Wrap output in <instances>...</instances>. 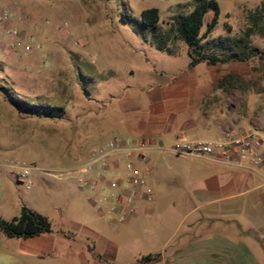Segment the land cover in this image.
<instances>
[{
	"label": "rangeland",
	"instance_id": "rangeland-1",
	"mask_svg": "<svg viewBox=\"0 0 264 264\" xmlns=\"http://www.w3.org/2000/svg\"><path fill=\"white\" fill-rule=\"evenodd\" d=\"M190 1L0 0V6L6 4L3 12L15 24L12 28L19 33V45L14 47L3 29L0 36V154L37 167L30 190L8 177L1 179L0 218L10 221L25 207L51 224V232L36 238H9L0 230V264H93L94 252L99 254L100 264H108L103 252L111 244L117 251L115 264H133L147 251L158 250L160 240L173 231L178 213L169 210L170 201L188 194L194 202L193 192L184 187L196 182L189 175L196 164L167 152L170 146L152 147L146 163L136 162L152 192L158 194L154 214L164 223L157 237L151 235L155 222L150 218L143 221L141 232L132 225L113 223L97 212L87 199L89 192L79 188L74 177H55L57 171L84 162L88 150L101 141L134 137V131L119 123L120 119L131 120L133 111L124 109L132 93L141 94L147 85H167L186 68L189 58L183 42L171 45L172 54L158 51L131 24L120 21L121 13L139 18L142 10L156 8L159 25L166 29L172 16L191 10ZM216 1L219 15L210 39L240 36L247 25L246 12L264 2ZM211 16V12L206 14L202 32ZM252 44L264 50V37L252 36ZM230 66L236 72L226 74H235L240 80L233 84L229 80L225 86H231L223 88L225 91L263 93L264 64L257 58ZM8 94L32 104L62 107L63 113L59 118L27 114L10 102ZM211 98L214 101L207 99V106L219 102ZM261 117L264 124V113ZM192 133L215 138L196 127L180 141H188ZM177 135L171 132L165 138L175 140ZM161 139L155 137L156 142ZM258 242L261 248L264 239L260 236ZM260 256L261 264L264 256Z\"/></svg>",
	"mask_w": 264,
	"mask_h": 264
},
{
	"label": "crops",
	"instance_id": "crops-1",
	"mask_svg": "<svg viewBox=\"0 0 264 264\" xmlns=\"http://www.w3.org/2000/svg\"><path fill=\"white\" fill-rule=\"evenodd\" d=\"M5 5L1 4L0 12ZM178 6H183V2ZM13 25V20L5 21L0 36L2 29ZM188 62L183 72L168 80L167 85H147L141 94L132 93L130 104L124 109L133 111L131 120L119 121L125 129L134 131L135 136L128 139L146 137L152 141L151 148L170 146L167 152L196 127L205 133L211 132L215 138L192 133L187 140L214 141L227 135L237 137L251 130L264 139L261 117L264 91L260 94L253 89L232 92L212 88L222 75L236 72L230 66L235 61L214 65L201 62L193 67H188ZM142 94L144 96H140ZM208 95L219 102L207 106V99L214 101ZM228 110H234V114H228ZM181 114L182 119L178 118ZM171 132H178L175 140L165 138V134ZM156 136L162 139L156 142ZM104 141L106 139L100 143ZM179 156L196 164L189 173L196 182L184 187L193 192L194 202L188 194L170 201L169 210L178 213L174 217L173 231L160 240L158 250L147 251V254H159L157 261L148 264H260V255L264 256V245L258 246L260 236L264 239V167L242 166L235 160L222 162L208 156ZM146 182L148 184L147 178ZM157 201L156 191L150 202L139 200L136 214L125 224L141 232L145 229L143 221L150 218L155 222L151 235L159 236L164 222L154 214ZM116 252L113 244L106 247L103 255L108 264H115ZM92 260L93 264H100L97 252Z\"/></svg>",
	"mask_w": 264,
	"mask_h": 264
},
{
	"label": "built area",
	"instance_id": "built-area-1",
	"mask_svg": "<svg viewBox=\"0 0 264 264\" xmlns=\"http://www.w3.org/2000/svg\"><path fill=\"white\" fill-rule=\"evenodd\" d=\"M10 15L0 12V28ZM11 38L10 47L19 45V33L12 27L3 29ZM2 45V44H1ZM29 49L25 46V50ZM152 141L149 138L122 139L112 137L92 146L87 158L76 167L57 171L55 177L72 176L79 188L89 192V199L97 212L111 222L126 223L137 212L139 200L151 201L153 192L136 162L146 163ZM170 151L182 156H208L222 162L235 160L242 166L264 167V139L255 131L237 137L179 141ZM150 167H146L149 171ZM34 165H27L14 157L0 154V181L8 177L30 190L34 184Z\"/></svg>",
	"mask_w": 264,
	"mask_h": 264
},
{
	"label": "trees",
	"instance_id": "trees-1",
	"mask_svg": "<svg viewBox=\"0 0 264 264\" xmlns=\"http://www.w3.org/2000/svg\"><path fill=\"white\" fill-rule=\"evenodd\" d=\"M188 5L191 10L186 14L178 13L172 16L166 29L159 25V13L156 8H147L141 11L136 18L126 12H122L120 21L132 25L133 31L140 35L158 51L172 54L171 45L176 41L183 42L187 47L188 67L198 63L224 64L231 61H249L257 58L260 65L264 64V50L252 44V36L264 37V2L245 14L247 25L240 36L227 35L222 38L210 39V34L217 23L219 7L216 0H191ZM212 13L211 19L206 23L202 32L206 14ZM229 33V29H226ZM229 80L233 84L239 83V77L235 74L222 76L216 88H226ZM10 102L17 108L25 109V113L35 116L59 118L63 113L62 107L51 105H37L26 100L19 99L8 94ZM0 230L9 238H31L43 233L51 232L49 220L41 214L22 207L20 215L10 221L0 218ZM159 259V254H147L141 256L134 264H148Z\"/></svg>",
	"mask_w": 264,
	"mask_h": 264
}]
</instances>
